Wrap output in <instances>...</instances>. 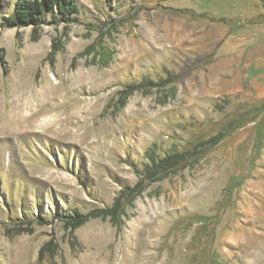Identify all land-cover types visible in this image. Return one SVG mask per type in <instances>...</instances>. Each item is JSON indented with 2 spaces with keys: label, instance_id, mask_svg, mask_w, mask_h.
<instances>
[{
  "label": "rangeland",
  "instance_id": "374dc122",
  "mask_svg": "<svg viewBox=\"0 0 264 264\" xmlns=\"http://www.w3.org/2000/svg\"><path fill=\"white\" fill-rule=\"evenodd\" d=\"M74 2L71 23L0 26V264H264V0ZM219 133L120 224L57 216Z\"/></svg>",
  "mask_w": 264,
  "mask_h": 264
},
{
  "label": "trees",
  "instance_id": "16d2710c",
  "mask_svg": "<svg viewBox=\"0 0 264 264\" xmlns=\"http://www.w3.org/2000/svg\"><path fill=\"white\" fill-rule=\"evenodd\" d=\"M1 8V2H0ZM77 4L74 0H15L11 12L0 20V26L5 27H27L32 29L39 27L42 23L57 24L71 23L76 21ZM0 65L3 67V49L0 48ZM5 72V70H3ZM135 88L125 87L121 99L131 94ZM122 93V92H121ZM255 110V108H254ZM222 138V134H216L209 137L206 141H199L197 148L192 149L190 153L171 151L164 156L149 155L145 158L148 162L143 164L142 173L137 182L131 187H123L117 195L114 196L111 207L107 209H93L87 213H81L76 209L57 214L59 219L65 223V226L75 228L90 218L108 217L114 224L121 223V216L127 206H131L133 200L138 196L143 188L151 182L162 179L171 173H174L180 163L186 161L188 157L198 154L201 147L210 149L214 147Z\"/></svg>",
  "mask_w": 264,
  "mask_h": 264
}]
</instances>
